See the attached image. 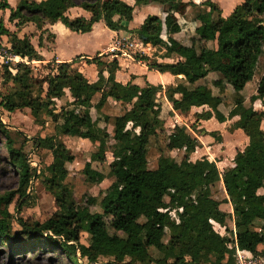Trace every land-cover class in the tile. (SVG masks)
Listing matches in <instances>:
<instances>
[{
    "label": "trees",
    "instance_id": "obj_1",
    "mask_svg": "<svg viewBox=\"0 0 264 264\" xmlns=\"http://www.w3.org/2000/svg\"><path fill=\"white\" fill-rule=\"evenodd\" d=\"M154 1L171 13L179 11L183 3ZM149 2L135 0V5ZM204 5L209 10L192 12L190 20L195 28L181 40L173 37L181 32L180 24L169 19L164 28L160 18L149 16L136 30L139 41L165 48L164 56L175 61L159 63L146 55L137 56V60L161 73L183 75L175 84L163 87L119 82V61L110 54L83 58L97 68L98 79L91 81L75 67L81 56L44 64V57L32 43L34 36H38L39 48H44L45 42L54 43L49 27L57 23L78 34L91 32L100 21L112 31H128L124 22L133 20L135 7L127 2L19 0L12 8L8 1L0 0V10H10L9 22L16 27L12 31L0 20V37L6 36L9 44L0 46V111L29 109L41 128L48 118L58 123L54 135L33 137L15 149L10 129L0 117V135L6 141L11 164L19 172L18 189L0 195L2 245L18 249L23 244L43 243L61 250L73 264H82V260L87 264H237L238 250L255 259L264 258V193L260 192L264 190V109L253 107L260 100L264 108V0H244L227 17L222 16L217 3L207 1ZM74 7L82 8L89 17L71 18L68 11ZM28 24H33L37 33H25ZM182 49L186 52L180 56ZM16 58L21 61L15 63ZM35 62L47 71L41 78L35 74ZM211 73L221 75V92L227 85L235 91L229 118L239 116L232 128L241 129L249 139L245 148L237 151L234 166L223 172L206 156L194 160L201 142L186 125L175 122L169 127L161 117L166 100L172 106L171 116L208 106L219 122H225L227 117L219 110L223 98L204 81ZM253 81L258 87L247 105L242 91ZM67 90L73 100L58 110V101ZM111 102L122 106L114 117L107 113ZM209 115L202 112L196 117ZM164 133L166 147L183 153L180 163L164 153L156 164L149 161L152 141ZM61 136L93 137L97 147L92 162H104L111 153L109 176L114 181L100 202H106L103 213L91 210L96 201L89 197L86 205L77 207L74 187L65 180L75 156ZM30 141L35 147L50 150L51 164L30 165L25 150ZM34 180L42 183L57 207L55 216L43 222L21 216L33 194ZM218 183L226 194L221 201L214 197ZM13 202L16 215L10 210ZM223 204L232 210L222 209ZM141 217L147 222H140ZM214 224L226 234L216 231ZM83 233L90 236L89 244L82 242ZM153 248L159 257L153 256Z\"/></svg>",
    "mask_w": 264,
    "mask_h": 264
},
{
    "label": "rangeland",
    "instance_id": "obj_2",
    "mask_svg": "<svg viewBox=\"0 0 264 264\" xmlns=\"http://www.w3.org/2000/svg\"><path fill=\"white\" fill-rule=\"evenodd\" d=\"M79 1V0H77ZM64 27V26H63ZM65 28V27H64ZM66 29V28H65ZM35 28L28 29L31 33ZM66 31L70 33H75L66 29ZM188 31L186 30L185 33ZM60 34V32H59ZM46 35L44 36V38ZM63 34L59 35L60 38V46H63L62 40ZM109 36L100 34V41H103L107 44V39ZM33 43L37 46L38 41L37 37L33 38ZM46 46L51 45V42H45ZM0 46H6L7 42L1 41ZM1 50V49H0ZM2 51V50H1ZM47 57V56H46ZM49 57V56H48ZM50 59V58H47ZM16 62L21 61L20 58H16ZM3 59L0 62V89L3 75L2 68ZM47 63V62H46ZM45 64V63H44ZM37 65V69L35 70V74L37 77L44 76L47 71L43 69L39 64ZM214 89H218L220 83L219 80H213L211 82ZM69 96H65L63 99L58 101V110H60L61 106H64L68 103ZM122 106L119 104H115L111 102L107 113L112 117L120 113ZM233 110V108L231 109ZM205 113H209V116H206L201 119H197V117H188L185 115L183 117H178L179 123L181 125H186L191 133L197 132L199 125H201L202 121H208L205 124L204 129L207 131V135L210 138L205 140L206 146L216 145L213 149V157L216 159V165L219 171L223 172L225 170V166L228 163L227 161H223V155L221 153H226L228 147L224 145H220L217 138V134L220 132H216L213 129V124L210 121L215 122L217 120L213 115L212 111L204 110ZM0 117L3 122L8 125L10 129V133L14 142L15 149H19L20 146L25 142V140H30L33 137H37L39 135H43L45 137H49L55 134V129L57 128V121L55 118H48V122L44 124L41 128V125H38L34 122V118L29 109L18 110L16 112H6L0 111ZM92 117L95 119L96 115L93 111ZM161 117L165 120L166 124L170 127L175 124L176 116L173 113V116L170 115V110L166 101H164L163 109ZM200 123V124H199ZM112 129V127H110ZM203 129V130H204ZM205 134V135H206ZM166 133L162 134L157 140L152 141V148L150 150L148 159L151 163L156 164L158 156L161 153L169 155L180 163L183 158V153L180 151H170L166 146L167 138ZM221 137V136H220ZM61 139L66 144L67 148L72 152L75 156V161L69 166V173L65 176L66 183L71 184L74 187V195L75 200L77 202V207H83L86 205V198L89 197L91 199H95L91 205V210L99 213H103L104 204L100 205L101 200L105 196V190L111 185L114 181L113 178L109 176V164L112 161L111 153H107V158L104 162H92L91 155L96 150L97 144L95 143V139L93 137L89 139H82L78 137H67L61 136ZM219 139V138H218ZM223 140V139H222ZM233 137L231 135H225V139L222 143L226 142L228 145H231ZM211 141V142H208ZM5 139L2 135H0V195L8 191H16L19 187V172L18 170L11 164L9 159V154L6 150ZM211 143V145L209 144ZM202 146V144H201ZM231 147V146H230ZM25 150L28 152V160L30 165H37L38 163L49 165L53 161L52 153L50 150L43 147H35L33 145V141L25 144ZM202 153V152H200ZM201 155V154H198ZM33 194L31 195L28 204L25 206L23 211L21 212V216L24 218H32L38 221H45L48 218L55 216L57 211V207L54 199L50 196V194L45 190L44 186L39 180H34L33 182ZM214 197L218 200H223L226 197L225 191L220 183H218L214 187ZM17 198V197H16ZM222 209L227 210L228 205L223 204ZM11 212L16 215V207L15 202H13L10 206ZM140 222H147L144 217L140 218ZM150 223V221H148ZM215 230L221 234H226L225 229L219 226L218 224H214ZM229 227L232 228L233 225L229 224ZM15 229H19L18 225L15 224ZM135 235L136 233L133 232ZM121 235H123L121 233ZM82 242L89 244L90 236L87 233H83ZM152 254L154 257H159L160 253L156 249H152ZM259 264H264V258L256 259ZM104 261V260H103ZM82 264H87L85 260L81 261ZM105 262H103L104 264ZM0 264H73L68 258H66L65 254L52 246H47L43 243L34 242L33 244H23L18 249H13L10 245H2L0 243Z\"/></svg>",
    "mask_w": 264,
    "mask_h": 264
},
{
    "label": "crops",
    "instance_id": "obj_3",
    "mask_svg": "<svg viewBox=\"0 0 264 264\" xmlns=\"http://www.w3.org/2000/svg\"><path fill=\"white\" fill-rule=\"evenodd\" d=\"M6 1H8L12 8H16L19 4V0ZM123 1L135 7L133 20L128 23L124 22V24L128 27V31H112L106 26L103 21H100L93 26L91 32L85 34H78L66 31L67 28L62 23H57L49 27L50 32L55 35V42L51 43V45L45 46L44 48H39L38 44L37 46H35L33 43V38L37 37L38 41V36L32 37L33 45L38 49V51L45 59L43 63L49 62L54 59L58 62H69L74 60L76 57L81 56L82 60H80L79 63L75 65V67L78 68L81 72H83L89 80L96 81L98 79V71L96 66L87 64L83 58H92L96 55L102 54H110L112 57L110 49L112 45L119 39H133L139 41L136 35V30L145 22V20L149 16H155L160 18L164 22V28L167 19L171 21H177L180 24L182 30L180 33L174 34L173 37L177 40H181L185 37L187 33L192 32L195 28V24L192 23L190 20L192 12L195 10L202 12L209 10V8L204 5L205 2L212 1L217 3L222 10V16L227 17L233 12L236 6L240 5L244 0H183L181 9L174 13L169 12L167 6L154 0H150L148 4L142 6H136L135 0ZM190 2L193 3V6L190 5ZM68 15L71 18H76L79 16L89 17V14L80 7H74L69 9ZM9 16L10 10H0V20H3L7 28L12 31H15V24L9 22ZM118 18L119 17H116V19ZM33 27L35 28L33 24H28L23 31L29 34L37 33L36 28L31 33L28 31V29L30 30ZM186 30L188 31L187 33H185ZM59 32L60 34H63V46H60ZM100 34L109 36V38L107 39V44H105L103 41H100ZM163 38L167 40L166 29H164ZM1 41L7 42V46L9 47L8 39L6 36H1L0 42ZM165 52V48H158L152 46L151 44H148L147 52L145 53V55L150 57L151 59H156L159 63H172L173 61H175L174 58L165 57ZM185 52L186 50L182 49L180 56H183ZM117 59L119 61L120 69L117 71L116 78L119 82L123 84H127L128 82L132 81L133 83L139 86H144L145 84L150 83L153 85H161L163 87H166L167 85L175 84L178 80L183 78V75H179L177 77L168 72L161 73L156 69L150 68L147 63L142 60H137L135 58L130 59L127 57H119ZM35 64L38 63L35 62ZM213 80H219V83H221L222 77L220 74L211 73L204 81L213 90V93H215L216 95H220L223 98V103L219 106V110L227 117V120L223 123L219 122L218 120H215L214 123L213 121H210V123L213 124L214 131L220 132V134L216 135L217 138L221 136V141H218L219 144L227 146L229 148L227 151V156L226 153H221L223 155V161H227V158H229V161L228 163H226L227 165L225 166V169H227L234 166L233 160L237 151L243 150L248 144L249 139L247 136H245L241 129L232 128L234 123L238 121L239 116L229 118V113L233 108L235 91L227 85L221 92V84L219 85L218 89H214L211 84ZM257 87V81H253L249 83L242 91V95L245 98V104H250L251 97L256 94ZM67 95L69 96L68 102H71L73 99L70 95L69 90L66 91V96ZM166 104L168 105L169 110H171V104L168 101H166ZM253 107L255 110L264 109L260 100H256L253 103ZM209 109L210 108L208 106L193 107L188 114H180L178 112H174V114L176 117L184 118L185 115H188V117L191 118L193 116L196 117V114H200L204 112V110ZM92 113L93 111L91 110V114ZM207 122L208 121H202L198 129H196L197 132L195 131L194 133L202 144V146L197 148L194 154V160L201 159L202 157L206 156L209 158V160L216 162L215 157H213V148L217 146L218 143L216 145H211V143H209L211 146L208 147L205 144V140L207 138H210V136L206 134L207 131L204 129V126L205 124H207ZM262 128L264 130V121L262 122ZM225 135H231L233 137L231 145H228L227 141L222 143V141L225 139ZM260 192L264 193V190H261ZM227 210H232L230 205H228Z\"/></svg>",
    "mask_w": 264,
    "mask_h": 264
},
{
    "label": "built area",
    "instance_id": "obj_4",
    "mask_svg": "<svg viewBox=\"0 0 264 264\" xmlns=\"http://www.w3.org/2000/svg\"><path fill=\"white\" fill-rule=\"evenodd\" d=\"M148 44L142 41L133 39H119L111 47L110 53L112 57H127L133 59L137 56H143L147 52ZM176 123H179L178 117H176ZM237 264H259L258 261L249 253L245 251H237Z\"/></svg>",
    "mask_w": 264,
    "mask_h": 264
}]
</instances>
